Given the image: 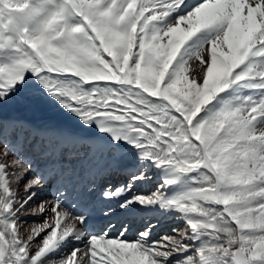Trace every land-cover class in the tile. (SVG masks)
<instances>
[{"label": "snow or ice", "instance_id": "1", "mask_svg": "<svg viewBox=\"0 0 264 264\" xmlns=\"http://www.w3.org/2000/svg\"><path fill=\"white\" fill-rule=\"evenodd\" d=\"M0 138V264H264V0H0Z\"/></svg>", "mask_w": 264, "mask_h": 264}, {"label": "rangeland", "instance_id": "2", "mask_svg": "<svg viewBox=\"0 0 264 264\" xmlns=\"http://www.w3.org/2000/svg\"><path fill=\"white\" fill-rule=\"evenodd\" d=\"M9 111L10 113H19L23 118L33 117L32 119H36L39 122L45 124L48 123L53 127L54 125L64 122H70L72 125V121H70L64 114H62L58 109L50 107L43 100L25 97V98H17V100L13 103H10L8 106L4 108V112ZM41 118V119H40ZM53 122V123H52ZM141 191H153L154 184L145 183L143 185L138 186ZM23 189V185L20 186V191ZM31 219V218H29ZM172 222L173 224L165 226V230L163 229L160 234H172V228L179 226L178 222L173 219H164L161 221V224L165 222Z\"/></svg>", "mask_w": 264, "mask_h": 264}, {"label": "bare ground", "instance_id": "3", "mask_svg": "<svg viewBox=\"0 0 264 264\" xmlns=\"http://www.w3.org/2000/svg\"><path fill=\"white\" fill-rule=\"evenodd\" d=\"M3 115H4V116H14L15 113H10L9 111H7V112H3ZM19 118H20V117H19ZM32 118H33V117H27V118H24V119H22V120H23V121H28L27 123H29V119H32ZM20 119H21V118H20ZM40 119H41V118H40ZM6 120H8V119H6ZM52 123H53V122H52ZM45 124H48V123H45ZM60 125L62 126V128L74 127V125H72L70 122H64V123H61ZM42 126H44V125H40L37 129H40V130H41L40 127H42ZM56 126H58V124H56V125L53 126V130H54V128H55ZM28 137H29V140L26 141V144H25V150H24V152L21 154L20 158L25 159V160H31V161H32V164H34L36 161L42 162V160L39 158V156H38V155L34 152V150H33L34 145L40 142V136H39V135L29 136V134H28ZM13 138H14V137L9 136L10 141L13 140ZM32 138H33V139L36 138V139H35V141H34V144H32V146H30V140H31ZM0 139H2V138H0ZM27 155H28V156H27ZM41 166H42V165L40 164L39 167L37 168V170L41 169ZM33 174H34L33 172H30V173H29L30 176L33 175ZM120 177H122V179H125L124 176H122V175H120V174H114V181H115V179H120ZM109 181H110V175H109V176H106V177L103 179L102 188H100L99 190H97V195L100 196V193H101L103 187L106 186V185L109 183ZM51 191H52L51 188H46V189H45V192L43 193V195H44L46 198H49V199H50V198H51V195H50ZM20 193L23 194V189H21ZM173 223H174V221H172V222H169V221H168V222H165L164 224H161L160 233H161L162 230L165 228V226L170 225V224H173ZM167 227H168V226H167ZM164 230H165V229H164Z\"/></svg>", "mask_w": 264, "mask_h": 264}]
</instances>
